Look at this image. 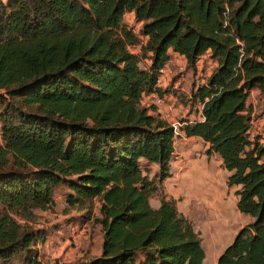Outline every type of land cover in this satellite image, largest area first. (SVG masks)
<instances>
[{
	"label": "trees",
	"instance_id": "obj_1",
	"mask_svg": "<svg viewBox=\"0 0 264 264\" xmlns=\"http://www.w3.org/2000/svg\"><path fill=\"white\" fill-rule=\"evenodd\" d=\"M103 1L95 8L82 0H0V43L61 35L82 21L102 30L132 11L136 20H147L142 30L149 63L138 70L144 93L154 89L167 45L188 66L207 53L215 66L191 97L202 103L201 119L179 129L206 144V155L220 158L228 172L225 184L236 187V210L250 218L215 264H264V143L250 135L247 102L252 91L264 100V0ZM78 70L115 73L128 85L135 75L125 62L77 56L54 69L33 65L29 78L0 93V264H44L36 247L46 233L28 222L34 210L53 206V189L60 184L67 188L66 204L86 208V219L97 205L100 253L79 264H202L198 233L174 200L162 194L157 207L149 204L169 176L172 128L142 110L132 114L137 99L130 91L120 102L129 103L126 120L61 118L46 107L57 99L52 88L71 87L68 97L74 98L81 86L93 92L83 99L102 101L101 92L79 82ZM141 160L158 166L152 179L142 174Z\"/></svg>",
	"mask_w": 264,
	"mask_h": 264
},
{
	"label": "rangeland",
	"instance_id": "obj_2",
	"mask_svg": "<svg viewBox=\"0 0 264 264\" xmlns=\"http://www.w3.org/2000/svg\"><path fill=\"white\" fill-rule=\"evenodd\" d=\"M82 1L95 8H102L104 4L103 0ZM70 12L71 15L75 14L74 9H70ZM145 22L147 20H136L132 11H125L116 24L105 26L102 30L96 29L90 22L82 21L73 30L61 35L18 39L9 44L0 43V93L29 78L33 65H46V69H54L62 61L72 60L77 56L86 59L106 57L119 65L125 62L134 69L131 85L125 84L115 73L105 77L78 70L74 74L79 82L101 92L102 101L83 99L93 92H86L81 86L74 88V92H79L74 98L68 97L71 87L63 90L52 88L50 91L57 99L46 107L63 119L112 124L127 119L129 103L120 102L124 100L126 92L130 91L137 99L132 106V114L137 115L142 110L143 115H154L168 123V117L158 114L157 108L150 104L147 93L142 90L146 86L145 77L138 70L147 69L150 55L145 48L148 36L142 30ZM164 58L163 65L171 70V76L161 93L171 105L170 118L178 124L188 119L195 120L197 109L192 108L195 105L191 98L192 92L204 83L215 64L204 53L199 56L194 66H188L184 57L171 45L166 46ZM247 102L252 108L250 135L258 137L264 143V138L261 137L264 132V100L254 91L249 94ZM179 108L184 110L180 113ZM179 128L181 127L176 128L174 134L175 144L169 170L171 168L175 173L179 170L176 163L178 159H186L188 165L193 164L199 169L204 166L203 144L195 139L183 141L186 136ZM183 151L185 153L181 155ZM207 163L214 167V158H208ZM139 164L142 174L148 179H152L158 172L156 164L143 160ZM194 171L185 180L187 188L182 191V196L189 197V206L184 210H190L187 217L200 238L204 251L202 264H215L219 253L250 218L236 210V196L233 193L236 188L225 185L223 173L215 169V177L209 179ZM158 187L159 191L149 198L152 207L157 206L159 195L163 194L162 187ZM212 188L215 189L214 192ZM66 193L67 188L64 185H57L52 193L53 206L47 210H34L33 219L28 222L36 232L46 233L44 242L38 243L36 247L39 260L44 264H79L100 253L102 232L99 224L94 221L98 216L96 203L92 205L86 219V208L77 210L69 207L64 200Z\"/></svg>",
	"mask_w": 264,
	"mask_h": 264
},
{
	"label": "crops",
	"instance_id": "obj_3",
	"mask_svg": "<svg viewBox=\"0 0 264 264\" xmlns=\"http://www.w3.org/2000/svg\"><path fill=\"white\" fill-rule=\"evenodd\" d=\"M251 93H253V92H251ZM193 139L198 140L199 142L202 143V141L198 137H194V136L186 137L183 139V141L193 140ZM174 144H175V142H173V145ZM203 147L205 150L207 148L206 144H203ZM184 153L185 152L183 151L181 153V155H184ZM210 157L214 158V163H215L214 167L210 166L207 163V159ZM203 162H204V166H200L199 169H197L193 166V164L188 165L186 162V159H182V160L178 159L176 161V163H177V166L179 167V170L175 173L170 168L169 176L166 177L161 182V187L163 189V195L165 196V198L173 199L175 202V207H176L177 211L180 212L187 220H189L187 217L188 216L187 214L190 210H184V208L189 206L188 205L189 197L182 196V191H183V188H185V187L187 188V185H185V180L189 179V175L193 172V170H195L194 172L196 174H198L200 176L207 177L209 179L215 177V175H214L215 169L217 171H219L220 173H223L225 180H226V176L228 175V172L222 168L221 160L216 154L212 153L210 155H206L204 153ZM213 168H215V169H213ZM214 188H212L213 192L215 190ZM157 205H158V202H157Z\"/></svg>",
	"mask_w": 264,
	"mask_h": 264
},
{
	"label": "built area",
	"instance_id": "obj_4",
	"mask_svg": "<svg viewBox=\"0 0 264 264\" xmlns=\"http://www.w3.org/2000/svg\"><path fill=\"white\" fill-rule=\"evenodd\" d=\"M169 76H171V70L167 66L163 65L161 68H159L155 76L154 89L150 93H147V98L149 99L150 104L153 107L157 108L158 114H160V116L168 117L167 121L169 123V126L172 128L173 134H175L176 128L178 126L181 127L186 123H190L194 121V119L193 120L188 119L186 121L181 122L180 124H178L176 121L171 120L170 118V115H172L171 105L168 104L167 100H165V97L161 93V91L167 86V83L170 81ZM194 103L195 105H193L192 108L197 109L196 119H201L202 103L199 101H194ZM182 110L184 109L179 108L178 112L181 113ZM261 137L264 138V132L261 133Z\"/></svg>",
	"mask_w": 264,
	"mask_h": 264
}]
</instances>
